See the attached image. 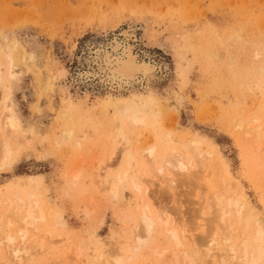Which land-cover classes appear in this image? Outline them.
Masks as SVG:
<instances>
[{
	"label": "rangeland",
	"instance_id": "obj_1",
	"mask_svg": "<svg viewBox=\"0 0 264 264\" xmlns=\"http://www.w3.org/2000/svg\"><path fill=\"white\" fill-rule=\"evenodd\" d=\"M0 37V106L6 91L4 114L18 124L20 138L29 135L19 142L21 155L9 169L0 170V201L11 192L27 191L45 213L31 229L37 241L41 235L44 253L38 254L36 247L31 255L37 257H29L27 264H100L90 260L98 253L101 264H176L173 254L193 249L186 236L206 233L211 214L206 213L207 194L198 184L205 183L202 172L211 183L220 164L233 187L245 195L247 215L241 228L255 222L264 233V188L259 186L263 169L251 159L252 144H246L236 125L239 119L255 117L264 124V0H0ZM113 40L129 47L135 61L148 63L149 74L113 76L111 70L118 67L104 58ZM18 45L26 54L24 63ZM4 46L11 55L12 77ZM115 107H141L146 117L151 109L158 117L154 124L134 128L136 147L154 142L157 131L168 135L161 144L176 150L197 138L198 151L210 153L200 160L208 166L198 164L199 170L192 160L191 174L167 171L160 178L173 180L168 187L169 181L151 174L147 159L140 157V166L132 165L129 175L142 171L147 193L137 194L126 182L112 195L104 187L124 166L123 155L119 158L114 150L123 147L113 137L118 125L128 128L123 110ZM3 122L0 117V137L6 135ZM66 130L72 131L70 137ZM236 187L229 193H237ZM143 205L153 214H167L170 224L174 221L176 231L186 235L182 246L165 241L160 226L155 239L137 244V215ZM0 209V264H15L13 247L22 242L16 238L11 246L12 263ZM46 212L51 215L46 217ZM196 247L201 253L203 247ZM79 253L82 260L75 259ZM205 258L195 264H214Z\"/></svg>",
	"mask_w": 264,
	"mask_h": 264
},
{
	"label": "bare ground",
	"instance_id": "obj_2",
	"mask_svg": "<svg viewBox=\"0 0 264 264\" xmlns=\"http://www.w3.org/2000/svg\"><path fill=\"white\" fill-rule=\"evenodd\" d=\"M131 31H132V29H131ZM1 38L2 37H0V41H1L2 45H4V40ZM1 43H0V45H1ZM12 44H14V43H12ZM122 45H121V43L117 42L116 40H113V42H111V44H109V46L111 47V51L107 50L104 53L105 61H107V60L108 61H114L115 62L114 66L118 67V69L115 68L114 70L113 69L111 70L112 75L113 76H120V77L128 75V78H129V76H131L132 73H141L143 75L149 74L152 67L148 63L135 61V57H134V55H132L130 48L126 47L124 45L122 46ZM14 46H15V44H14ZM16 48L18 49V47H16ZM3 49H5V46L3 47ZM6 50L7 49H5L6 55H5V53H4V55L8 61L7 62L4 61V62L7 63L6 69H7L8 76L12 77L13 71H12V63H11V58H10L11 55L10 54H9L10 56L7 55ZM21 50L22 49L19 46L18 51L20 53L23 52V50L22 51ZM18 51H17V53L19 54ZM118 51H121V52L117 53ZM112 54H113V59L111 58ZM25 55H26L25 53H22L21 56L19 54V56L21 57V58L19 57L20 62L24 63L23 60H26ZM262 71H263V69H262ZM260 75H262V74H260ZM260 79H261V76H260ZM0 83H1V71H0ZM3 97H4V100H3L2 105L0 107H2L3 105H4V107H3V109L1 108L0 111H2V112L4 111V112L3 113L0 112L1 113L0 115L3 114L2 116L5 119H3L2 116H0V117H1V121L4 120V122L1 124H3L2 129L4 128L3 132L4 133L6 132V135L3 133L4 136L0 137L1 138L0 139V170H7L11 167V165L14 163V161L21 155V149H24L21 146L22 142H25L24 137L26 138L28 136L27 137V139H28L29 135H25V136L22 135V137L20 138L21 131L18 127V124L9 115L4 114V113L8 112L7 111L8 110V105H7L8 95L6 94V91H5ZM128 105H129V103H128ZM140 108L135 109L134 107H129V108L125 107L123 109V107H122V109H121V107H119V108L117 107V109H119V110L121 109V111L123 110L122 112H120V113H122V121L128 125V128L126 131L122 130L121 124L118 125V123L120 121L118 122L117 116H116L117 121L115 120V126L118 125L120 127V130L115 131L113 138H116L115 145L118 146L120 144V145H122L123 148L121 149L119 147V150H118V147L115 148L116 147L115 146L114 150L116 149V153L118 151L119 158L121 155H123L124 161L122 163H124L123 164L124 166H123L122 170L119 169L118 171H116L115 174L113 173L114 176L108 178L109 183H107L106 184L107 186L104 187L105 189L107 188V190L110 191V193H112V195H114V196L117 193V190H120V187L126 182L129 183V186L131 187V189L134 190L137 194H140L141 192L145 193V189H144L143 184H142L143 182L141 183V181L143 179H144L143 181H146V180H145V177H143V179H142V176L144 175V174H142V171H141V174L136 171L137 173H135V176L129 175V169L131 168L132 165H136L138 167L140 166V159H141L140 157H145L147 159L148 166H149L148 169H150L149 172H152L151 174H153V175H157L156 173H158L157 176L159 178L164 177V175L166 174L167 171H170L175 176H176L175 173H177V176H181V175L185 176V175L191 174V169H192L191 161L192 160H195L197 162V167L199 166L198 164H201L203 169H205L204 168L205 165L208 166L207 163L203 164L200 162V160L205 161L204 159L202 160V158H204V157L206 159H208L207 156L209 157L210 153H208V152L204 153V152L198 151L199 139H197V138H194L193 140H191L189 145L186 148L180 149L178 147L176 150L175 147H172L170 145H168L169 148H165V146L161 144L162 143L161 141L164 140V138H166L168 135H165V137H164V134H162L160 131H157L156 132L157 138L155 140L153 139L154 142L149 141L148 144H144L142 147H140V146L136 147V134L135 135L132 134V131L134 130V128L135 129H136V127L141 128L149 122L151 124H154V122L158 118L157 116L156 117L154 116L156 114H153L154 112L151 111V109L149 111L150 116L146 117L145 115H143L141 113ZM115 109H116V107H115ZM116 110H115V112L118 113L119 111L117 112ZM254 111H255V109H253V112ZM249 112H252V110H249ZM253 112H252V114H253ZM256 115H257V113L254 116H256ZM118 117H120V116H118ZM116 122H118V123H116ZM156 125L157 124H155V126ZM236 125L239 128V130L243 132V136H242L243 138L242 139L248 140V143H246V144H249V142L252 144V148L254 150L252 149L253 151L252 150L251 151L254 153L255 156H253V158H251L252 156L251 157L249 156V157L251 159H254V157H255L257 166L261 167L263 169L262 173L259 174V175H261V178H262V180H261L262 183L259 186L262 185L263 187L261 186V188H264V124L260 121L259 117L258 118L255 117V118H253L247 122H245L243 119H239L238 123ZM236 125H235V127H236ZM155 126H153V127H155ZM156 127H158V126H156ZM116 130H117V126H116ZM71 134H72L71 130L67 131V137H70ZM63 138H61V139H63ZM134 138H135V141L133 140ZM68 140H69V138H68ZM132 141L134 143H132ZM19 142L21 143V145L19 144ZM27 142H29V141H27ZM243 142H246V141H243ZM25 144H28V143H25ZM246 144H244V145H246ZM249 145H246V146H249ZM28 146L26 145V147H28ZM77 146H78V144H77ZM241 147H243V145H241ZM134 148H136V151L133 152ZM246 151H247V148H246ZM113 154L114 153H111V156H113ZM108 160H109V157H108ZM110 161H112V160H110ZM206 162H207V160H206ZM215 162H217V160ZM217 164H219V162H217ZM194 167H196V165ZM202 167H201V169H202ZM256 168H255V170H256ZM199 170H200V168H199ZM153 171H155V172H153ZM202 173L204 174V177L202 178V180L205 183L200 182L198 184V187H199V189L201 188L202 190H204L206 192L205 194H207L204 198V202H205V206H206L205 208L206 209L208 208V210H209V212L206 210L207 215L211 214V216H210L211 218L210 217L206 218V220L208 219V222L205 220L206 224H207L206 225L207 226L206 233L203 232L202 235H200L201 233H199L200 236L197 234L198 237H195L196 234H194L195 236H193V235L186 236L183 231L178 230V232L181 233L180 234L176 231V229L174 227L175 226L174 221H173V224H170L168 222L169 220H168L167 214H166V216H163L162 213L153 214L148 206L143 205L142 208L140 206V212L137 215L138 222L140 223V225H138L136 227L137 229L135 230V237H136V241L138 242L137 244L141 243V239L143 240L144 238H147V237L148 238L150 237L149 240L155 239V238H153V233L157 232L156 231L157 227L160 226V228L163 232V234H162L163 239L167 242L171 241V244L174 246V248H177V247H180L183 245V242L181 239L185 238V236L187 238H190V239H188L189 241L188 240L187 241L192 244L191 247H193V249H190V248H189V250H187L188 248L187 249H180L178 251L179 254H177V253H176V255L173 254V258H174L176 264L177 263L195 264L196 261H200V258L202 257V255L206 256L205 259H208V261L213 260L214 264H262V262L264 261V233L261 232L260 228L258 227V225L255 222L251 223L250 226L248 225L247 226L248 229L241 228L242 224H244V226H245L244 219H246L245 216L247 215L245 213L246 209H247L246 208L247 205L245 204V199H244L245 195H243L244 193H242V189L234 186V187H236V189L238 188L237 189L238 192L235 194L229 193L230 189L233 187V185H235V183L232 182L227 177V175H224L225 174L224 169H223L221 164H220V167H217L216 170H213V174H212L213 180L211 183H209L208 175H206L205 172H202ZM77 177L78 176L76 174L73 175L74 179H77ZM259 177L260 176H258V178ZM165 178L164 179L160 178V179L163 180V182H164ZM167 178H168V176H167ZM167 178H166L165 182L168 183L167 181H169V183L166 186L169 185L168 187H170L173 184V180L171 178H170L171 180H169V179L167 180ZM199 178H201V177H199ZM199 181H200V179L198 180V182ZM172 190H174V189H172ZM16 192H11L10 194H7L0 201V208L3 207V210L1 213L5 215V216H3L4 220H5V221L3 220L4 224H6L5 225V228H6L5 233H7L6 237L4 239L7 241L6 243H9V245H8L9 248L7 249V251L9 250V252H10L12 250L11 246L15 244L14 242H15L16 238H19L17 243L22 242L21 245L22 246L24 245V248L19 244L18 245L15 244V246L13 248L14 249L16 248L17 250L15 249V251H14V259L15 260L17 259L16 262L18 264H20L23 262V258L25 257L24 258L26 260L25 263L27 264V262L29 263L28 258L32 257L31 253H32V251L36 250V247H37L36 251H38V249H39V252H40V253L38 252V254H41L42 253L41 251H43L44 247H46L45 245H44V247L42 246V242L40 241L41 235H39L40 236V237H38L39 241H37V236H38L37 233H35L34 230H31V229H33L32 227H33L35 222L42 221L45 218V213L40 209V202H38L37 200H33L34 195L32 193L27 192V191L23 192V190H22V193H18V192L16 193ZM145 194H143V195H145ZM262 195H263V199H264V194H262ZM45 204H47V203H45ZM49 212H46V217L47 216L49 217V215H51V214L47 215V213H49ZM158 212H159V210H158ZM244 213H245V215H244ZM12 216H15V218H12ZM175 220H177V219H175ZM241 220H243L244 223ZM170 221H172V220H170ZM212 223H213V225H211ZM208 224L210 226H208ZM11 225H13V228L11 229L12 233H11L10 228H9ZM14 232L17 234L16 236L12 235ZM32 232L34 233V235L31 234ZM139 232L143 233L144 235L140 234ZM187 232H188V230H187ZM138 233L140 236L142 235L143 238L142 237L140 238ZM28 234H29V237H28ZM38 234H40V233H38ZM31 235H33L32 238H31ZM35 236H36V238H35ZM29 238L33 241L32 242L30 240L32 242L33 246H32V244H29ZM33 238H35L34 240L36 242L33 240ZM145 241L146 240H144V242ZM25 242L27 244H29L28 245L29 248L25 245L26 244ZM34 242L37 243V245H35ZM144 242H142V243H144ZM198 244H199V247L201 245H202L201 247H203V250H201V253L197 250L196 246ZM34 245H35V249H32V247H34ZM16 246H19V248H21V249L17 248ZM139 246L138 247L136 246V248H140ZM143 246H144V244H143ZM48 248H47V250H48ZM50 248L52 249L51 246H50ZM174 248H173V250H174ZM183 248H184V246H183ZM200 248H198V249H200ZM30 250H31V252H30ZM47 250H46V252H47ZM136 250H138V249H136ZM165 250H167V249H165ZM165 250H163V252H165ZM154 251H155V249H154ZM12 252L13 251H11V253H9L8 256L13 263V258L10 257ZM35 253L36 252H33L32 254L36 255ZM43 253H44V251H43ZM172 253H174V252H171L170 255H172ZM81 255H83V254L79 253L78 256H75V257H77L75 259L82 260L80 257ZM157 255L159 257H161L162 253H157ZM177 255H178V259H177ZM36 257L37 256H34L32 258L34 259ZM32 258L30 260H33ZM101 258H102V254L98 253L97 255H92L90 260L94 261V263L100 262V264H101V262H102ZM15 260H14V262H15ZM16 262H15V264H16ZM112 262L110 261V263L109 262L108 263L109 264H115V261H112ZM119 262H121V261H119ZM119 262H117L116 264H119ZM88 264H90V263H88Z\"/></svg>",
	"mask_w": 264,
	"mask_h": 264
}]
</instances>
